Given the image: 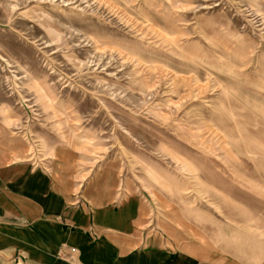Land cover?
<instances>
[{
    "label": "rangeland",
    "instance_id": "374dc122",
    "mask_svg": "<svg viewBox=\"0 0 264 264\" xmlns=\"http://www.w3.org/2000/svg\"><path fill=\"white\" fill-rule=\"evenodd\" d=\"M58 154L264 264V0H0V155Z\"/></svg>",
    "mask_w": 264,
    "mask_h": 264
},
{
    "label": "crops",
    "instance_id": "0c3cea01",
    "mask_svg": "<svg viewBox=\"0 0 264 264\" xmlns=\"http://www.w3.org/2000/svg\"><path fill=\"white\" fill-rule=\"evenodd\" d=\"M5 155L0 264H241L164 230L116 168L84 175L61 154L48 163Z\"/></svg>",
    "mask_w": 264,
    "mask_h": 264
}]
</instances>
